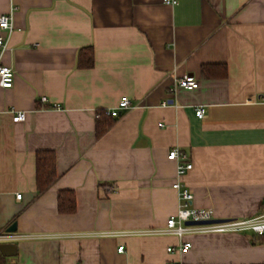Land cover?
<instances>
[{
    "label": "crops",
    "instance_id": "1",
    "mask_svg": "<svg viewBox=\"0 0 264 264\" xmlns=\"http://www.w3.org/2000/svg\"><path fill=\"white\" fill-rule=\"evenodd\" d=\"M175 1L0 0L15 23L0 53L15 71L0 86V233L16 223L21 237L0 264H264V235L165 234L178 180L215 219L264 212V0ZM209 65L227 76L204 78ZM185 74L199 87L179 89ZM123 97L131 108L96 137L97 112ZM173 149L194 164L182 178ZM50 150L58 179L39 194L37 152ZM65 190L72 214L58 210Z\"/></svg>",
    "mask_w": 264,
    "mask_h": 264
},
{
    "label": "built area",
    "instance_id": "2",
    "mask_svg": "<svg viewBox=\"0 0 264 264\" xmlns=\"http://www.w3.org/2000/svg\"><path fill=\"white\" fill-rule=\"evenodd\" d=\"M164 4L167 5H177L175 0H163ZM15 30L14 23V14L13 12L4 14L0 18V53H3V50L6 49L10 35ZM14 77L15 71L12 67L1 65L0 64V86L4 88H12L14 86ZM200 85V81L196 76L185 74L183 75L177 83V87L183 88L185 90H195ZM45 97L42 98V102H46ZM130 99L123 97L118 103L117 107L111 110H107L106 114L113 118L121 116L124 110H129L131 107ZM13 116V122L19 123V121H24L26 119V112L19 111L15 112ZM195 115L198 119L202 120L206 117V108L204 106H198L195 108ZM168 158L177 163V176L182 178L188 171L192 170L194 164L189 162V157L186 153L180 152L177 149H173ZM173 188L179 194V207L178 212L175 215H172L167 220V227L165 229V234H172L181 238L186 234H199V233H243V232H252L257 236L264 235V212L258 214L255 217L251 218H242L241 220H228L222 223H213L209 225H199V226H190L186 222L193 221H211L215 219L213 212L207 209H196L193 207L194 194L190 189L182 185L178 180L174 183ZM16 198L21 200V195H16ZM21 237L15 235L12 232H2L0 233V243H8V241L19 240ZM192 244L190 242H184L177 249L168 248V253L178 252L185 254ZM124 250L123 246L118 249V252L122 253ZM169 264H182L180 262L170 261Z\"/></svg>",
    "mask_w": 264,
    "mask_h": 264
},
{
    "label": "trees",
    "instance_id": "3",
    "mask_svg": "<svg viewBox=\"0 0 264 264\" xmlns=\"http://www.w3.org/2000/svg\"><path fill=\"white\" fill-rule=\"evenodd\" d=\"M77 65L80 68L90 69L94 66V50L83 49L79 53ZM202 76L206 79H223L227 76V67L219 65H209L202 68ZM96 137L103 136L114 125L113 117L105 111H98L96 117ZM57 156L54 151L37 152V177L36 183L39 194L45 192L58 179L56 168ZM58 210L62 214H72L76 210V197L72 191H62L58 194Z\"/></svg>",
    "mask_w": 264,
    "mask_h": 264
},
{
    "label": "water",
    "instance_id": "4",
    "mask_svg": "<svg viewBox=\"0 0 264 264\" xmlns=\"http://www.w3.org/2000/svg\"><path fill=\"white\" fill-rule=\"evenodd\" d=\"M226 220H220V219H213L211 221H198V222H193V221H188L186 222L187 225L190 226H199V225H209L213 223H222L225 222ZM18 230L17 224L13 223L8 227L7 233L8 232H16ZM0 252L4 257H9V256H15L17 254V246L13 243H8V244H0Z\"/></svg>",
    "mask_w": 264,
    "mask_h": 264
}]
</instances>
